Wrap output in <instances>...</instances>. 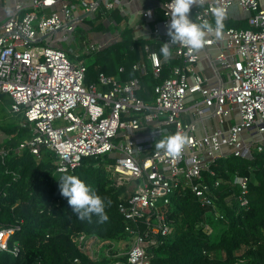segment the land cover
<instances>
[{"label": "built area", "instance_id": "built-area-1", "mask_svg": "<svg viewBox=\"0 0 264 264\" xmlns=\"http://www.w3.org/2000/svg\"><path fill=\"white\" fill-rule=\"evenodd\" d=\"M121 3L14 1L12 10L0 22V94L9 97V111L20 114L21 127L30 132L19 142L18 152L28 150L37 160L43 151L52 152L54 171L59 174L72 172L84 157L108 154L113 157L105 165L108 178L132 185L118 204L125 221L127 248L104 253L100 250L113 241L84 234L78 237V247L93 260L102 256L112 259L108 264H152V249L170 232L163 208L170 205L173 196L189 191L222 218L212 191L222 179L215 176L213 165L231 155L264 157V0H204L190 7L191 18L211 23L214 8L226 11L219 35L223 43L211 59L215 63V83L196 70L198 51H208L216 44L213 34L195 52L179 42L170 44L172 54L168 58L157 49V45L161 48L162 43L171 42L167 32L171 0L160 2L162 16L158 20L151 8L140 12L152 24L147 41L139 47L140 58L132 64L139 76L120 78L125 71L120 66L116 75L99 72L87 81V65L80 56L100 51L104 44L83 42L80 55L43 44L47 36L59 31L72 33L79 23L88 20L111 22L112 12L123 11ZM233 3L247 13L246 28L225 26ZM165 67L168 75L154 84L151 97H140L143 78L150 74L159 80ZM218 70L227 76L228 83ZM193 94H198L190 105L195 119L216 118L223 124L235 108L238 121L197 136L194 121L183 119L187 99ZM159 130L185 133L186 144L179 157L155 147ZM211 177H215L212 183L207 180ZM248 182V176L238 175L230 181L237 186V195L232 196L240 207L248 205ZM201 226L207 234L212 231L207 223ZM13 233V227L0 229V251L17 253L16 243L8 247ZM74 262L79 264L78 259Z\"/></svg>", "mask_w": 264, "mask_h": 264}, {"label": "trees", "instance_id": "trees-1", "mask_svg": "<svg viewBox=\"0 0 264 264\" xmlns=\"http://www.w3.org/2000/svg\"><path fill=\"white\" fill-rule=\"evenodd\" d=\"M120 20L115 17V24ZM101 22L88 20L86 25L92 31L107 30V25ZM142 44L143 39H134L130 30H125L117 41L90 54L94 58L85 61L86 80L95 79L99 72L116 75L120 66L125 68L120 78L139 76L132 64L140 58ZM156 47L160 51V45ZM167 75V67L159 80L146 75L144 88L138 95L143 99L151 97L154 84ZM29 133L27 127H19L0 138V149L4 151V155L0 154V229L13 227L8 247L18 245L16 254L0 251V264H77L74 259L79 264H108L112 259L104 256L91 259L77 241L81 234L95 235L104 241H127L125 221L118 211L126 184L108 178L105 166L113 157L108 154L84 157L69 172L89 184L105 201L107 220L101 222L95 215L91 222L80 220L59 191L58 178L63 173L54 171V154L45 150L37 160L28 150L17 151L19 142ZM212 168L215 176L222 179L212 187L222 218L201 205L189 191L173 196L170 205L163 208L170 232L152 249V264H264V157L231 155ZM236 175L249 178L246 207H240L232 196L238 190L230 183ZM214 178L207 180L212 183ZM203 223L211 227L209 234L203 231Z\"/></svg>", "mask_w": 264, "mask_h": 264}, {"label": "clouds", "instance_id": "clouds-1", "mask_svg": "<svg viewBox=\"0 0 264 264\" xmlns=\"http://www.w3.org/2000/svg\"><path fill=\"white\" fill-rule=\"evenodd\" d=\"M204 0H171L170 20L167 32L171 42L162 43L161 53L165 58L171 56L170 44L179 42L190 52L198 51L209 34L219 36L223 28V19L226 11L223 7L212 10L215 23L208 20L197 21L189 16L192 5L203 4ZM160 138L156 140L155 147L167 152L172 157H179L186 144V135L181 131L167 132L159 130ZM59 191L67 198V203L80 220L91 222L93 215L101 222L108 219L105 211V201L101 196L79 176L64 170L59 176Z\"/></svg>", "mask_w": 264, "mask_h": 264}, {"label": "crops", "instance_id": "crops-1", "mask_svg": "<svg viewBox=\"0 0 264 264\" xmlns=\"http://www.w3.org/2000/svg\"><path fill=\"white\" fill-rule=\"evenodd\" d=\"M14 1L28 4L31 0H2L0 3V22L3 21L7 16L10 10H12V5ZM163 0H122V7L123 11H118L116 9L114 12L111 13V22L102 21L98 19L95 23L101 22L106 24L107 27L113 28V31L110 30H102L104 35L105 32L110 35L107 37L105 43L101 42H93V43H101L104 46H109L115 39H112V35L115 33L116 30H119L120 36L125 30H130V33L134 39H143L144 43L147 41V38L150 35V27L151 22L142 18L140 12L144 9L151 8L154 10L155 18L158 20L161 18V10H160V2ZM57 7V6H56ZM54 7V8H56ZM115 17H120L121 20L116 25L115 24ZM87 21L83 22L86 23ZM214 22V19H212ZM229 24L232 27L236 28H246L247 27V13H245L241 7L237 3H233L227 13L226 21L224 24ZM116 25V26H115ZM96 31V30H93ZM100 32V31H97ZM137 35L133 36V33ZM213 37L216 38V44L212 46L208 51L199 50V61L197 63L196 70L205 76L211 83H215L216 81V73H215V63L211 60L213 57L216 56L217 47L222 45V39L220 36H216L213 34ZM113 40V41H112ZM143 45V44H142ZM221 78L224 80V83H228L227 76L219 72ZM193 97H198V94H193V96H189L186 102L187 111L183 114V119L186 121H194L195 124V134L197 136H201L206 133H211L216 129L226 128L230 122L238 121V113L235 108L231 110V115L225 118L223 124L219 122L216 118H202V119H195L192 114L193 112L190 109L191 101Z\"/></svg>", "mask_w": 264, "mask_h": 264}, {"label": "rangeland", "instance_id": "rangeland-1", "mask_svg": "<svg viewBox=\"0 0 264 264\" xmlns=\"http://www.w3.org/2000/svg\"><path fill=\"white\" fill-rule=\"evenodd\" d=\"M107 30L113 31V28L109 27ZM62 32V33H61ZM137 35V32L133 36ZM107 37L109 38L110 35L105 32V35L103 31L97 32L92 31L89 29V27L86 25V23H79L74 31L72 33L66 32V31H59L47 36L44 39L43 44L52 45L54 47L58 48H66L71 49L73 53L75 52L76 55H80V50L83 47V42L91 43V42H101L105 43L107 40ZM120 38V32L119 30H116L115 33L112 35V39L118 40ZM113 41V40H112ZM81 58L84 61H91L94 57L92 55H81ZM10 99L7 95H1L0 96V138L4 137L6 132L9 130L10 132L15 131V129H19L21 127V123L23 121V118L20 114H12L10 111ZM8 134V133H7ZM0 151H3L0 149ZM132 185L127 184L126 188L131 189ZM109 242V241H107ZM127 248L125 241L118 240L113 241L112 243H108L104 248H102L100 251L104 253L109 252L115 253L117 251H124ZM95 249V244L92 246V250ZM92 250H89L90 252H93ZM212 255L216 254L217 256H220V253L212 252Z\"/></svg>", "mask_w": 264, "mask_h": 264}, {"label": "water", "instance_id": "water-1", "mask_svg": "<svg viewBox=\"0 0 264 264\" xmlns=\"http://www.w3.org/2000/svg\"><path fill=\"white\" fill-rule=\"evenodd\" d=\"M0 96H1V94H0Z\"/></svg>", "mask_w": 264, "mask_h": 264}]
</instances>
